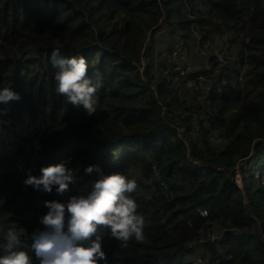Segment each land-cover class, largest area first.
<instances>
[{"label":"trees","instance_id":"1","mask_svg":"<svg viewBox=\"0 0 264 264\" xmlns=\"http://www.w3.org/2000/svg\"><path fill=\"white\" fill-rule=\"evenodd\" d=\"M148 27L155 28L143 47ZM158 29L190 40L195 30L207 37L229 33L230 45H240L226 74L214 76L206 102L163 76V61L154 71ZM0 32V86L10 83L20 93L0 120V232L16 228L31 254L27 234L44 228L43 202L86 193L95 173L84 167L98 164L136 180L131 195L145 219V240L130 239L126 247L98 228L107 264H193L190 245L215 225L225 232L201 245L205 264H264V180L246 203L226 173L195 163L232 168L251 156V173L260 172L258 163L264 172V0H0ZM54 48L82 54L86 74L101 75L93 115L55 92ZM177 121L188 128L183 136L170 125ZM196 121L201 146L192 134ZM214 129L223 132L219 149L208 139ZM67 158L74 179L63 194L23 184L26 170L39 174L42 165ZM153 163L166 188L155 182ZM222 251L232 259L224 260Z\"/></svg>","mask_w":264,"mask_h":264},{"label":"clouds","instance_id":"2","mask_svg":"<svg viewBox=\"0 0 264 264\" xmlns=\"http://www.w3.org/2000/svg\"><path fill=\"white\" fill-rule=\"evenodd\" d=\"M50 63L56 69L55 92L93 115L97 109L96 93L102 87L101 75L86 74L89 63L82 54L65 56L58 48L51 51ZM18 99L20 93L10 83L0 86V120L8 116L10 101ZM70 159L42 165L39 174L26 170L23 184L41 192L54 190L63 194L74 179ZM84 172L95 173L86 193L71 195L67 201L43 202L47 211L39 216V221L44 228L27 234L31 238V254L23 247L16 228L0 232V264H34V259L35 264H107L100 227H106L108 235L121 247H126L130 239L145 240V219L137 212L138 204L131 195L137 187L136 180L121 171L106 173L98 164H88Z\"/></svg>","mask_w":264,"mask_h":264},{"label":"built area","instance_id":"3","mask_svg":"<svg viewBox=\"0 0 264 264\" xmlns=\"http://www.w3.org/2000/svg\"><path fill=\"white\" fill-rule=\"evenodd\" d=\"M223 35L226 37V40H224ZM193 38L196 47L202 52L206 50L215 51V53L209 57L210 66L200 65L196 62L185 60L183 56L184 43L180 38H177L173 41L172 46L168 50L169 52L162 55V57L160 58L164 59L162 74L169 80L177 83L178 89L180 91L183 90L193 92L194 90H206L203 93H208L212 88V83L215 82L214 76L218 75L222 70L223 75H225L227 72V68L231 66L232 61L235 58L233 50L230 49L233 47V45H230L231 38L228 39L227 34H223L220 32H216L215 35L207 37V35L203 31L195 30ZM2 44L3 39L0 33V46ZM221 44L226 48V51H231L233 55L228 56L227 52H222V50L219 48ZM160 59L157 58L156 60L160 61ZM241 67L245 71V64H242ZM144 68L145 64H143L141 70L143 71ZM226 83L227 80L223 78L222 84ZM216 91L221 92V89L218 88ZM162 112H167L166 106H163ZM170 125L175 127L181 136H183L184 133H187V126L181 122H173ZM201 131L202 129L200 123L198 121L194 122L192 125V134L194 136V141L199 146L203 145L205 139ZM208 139L216 149H219L223 140V132L219 129H214V134L208 136ZM244 159L245 158L238 161L232 168H228L223 165L210 164L209 162L195 161V163L197 165L205 167L211 166L215 170L226 173L228 177H231L230 174H236V176H238L239 167ZM152 171L154 174L155 182L158 183L162 188H166V181L156 163L152 164ZM237 186L241 188L239 184H237ZM199 213L202 217H207L209 215L208 210L205 208L200 209ZM213 228L214 232L211 233ZM213 228L208 229L200 236V238H198L197 242H199L200 245L206 242H215L223 238L225 230L219 225H215L213 226ZM190 247L193 248V243L190 245ZM222 254L224 260H230L233 257L230 253H227L225 251H222ZM191 259L193 264H205V259L203 258V255L200 253V251L195 252Z\"/></svg>","mask_w":264,"mask_h":264},{"label":"rangeland","instance_id":"4","mask_svg":"<svg viewBox=\"0 0 264 264\" xmlns=\"http://www.w3.org/2000/svg\"><path fill=\"white\" fill-rule=\"evenodd\" d=\"M119 21H123V17L120 16ZM150 28V29H149ZM155 27H148V28H145L146 30H148V32L145 33V41L143 42V47L144 46H148L150 40H152V35H151V32L152 30L154 29ZM166 26H164V28L162 29H165ZM233 34V33H232ZM242 36V34H241ZM224 37V40H226V37L223 35ZM227 37L228 38H231V36L229 35V33L227 34ZM177 38V37H176ZM176 38H171V35L169 33H167L166 31L164 30H159L155 32L154 34V37L153 39L155 40V44L153 42V48L155 46V53H154V62L152 63L153 64V69L155 72H159L160 69H161V66H160V63L161 61L164 62V59H160L162 57V55L164 54H167L169 51H168V46H172V43L173 41L176 39ZM183 43H184V59L187 60V61H193V62H196L200 65H207V66H210V63H209V57L211 55H213L215 53L214 50H206L204 52H202L201 50H199L196 45H195V42H194V38L192 40L190 39H187V38H182V37H179ZM245 42H249V39L245 40ZM222 52H227L228 53V56H232L233 53L231 51H226V48L221 44L220 47H219ZM232 50H235L236 52H238L240 50V45L236 44L233 46ZM143 57L144 55L142 56V62L140 63V68L142 69L143 67V64H145V62L143 61ZM155 58H159L160 61H156ZM145 70H146V65H145V69H144V77L146 78V74H145ZM206 90H194L193 92L189 91L190 94H194L196 95V99L200 102V103H204L206 102L207 100V95L208 93H203L205 92ZM198 92H201V93H198ZM198 93V94H196ZM224 144V140H222L221 142V146ZM251 159V156L250 157H247L245 158L240 167H239V172H238V176H236V174H230V176L233 178V180L240 185V189L243 191L244 195H245V201L246 203H249L250 199H249V194L253 195L257 186L260 185V182H262V180H264V172H261V164L258 163L257 166H256V170H260V172H254L253 174L251 173V167L254 165L253 163L248 164V161ZM242 159H236L235 161V164L240 161ZM249 168V172L246 171L248 170ZM247 172V174H250V176H245V173ZM263 183V182H262ZM214 232V228L213 230L211 231V233ZM201 249V245L199 242H194L193 243V250L195 252L197 251H200ZM204 258V256H203Z\"/></svg>","mask_w":264,"mask_h":264}]
</instances>
